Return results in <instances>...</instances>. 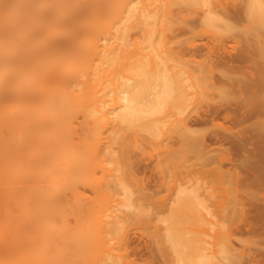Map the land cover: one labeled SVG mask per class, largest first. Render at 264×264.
Instances as JSON below:
<instances>
[{
    "label": "bare ground",
    "instance_id": "6f19581e",
    "mask_svg": "<svg viewBox=\"0 0 264 264\" xmlns=\"http://www.w3.org/2000/svg\"><path fill=\"white\" fill-rule=\"evenodd\" d=\"M200 1L116 4L115 20L121 23L113 27L110 0H0V264H131L122 252L127 224L154 223L164 209L169 217L163 237L176 264H190L197 250L207 258L228 244L216 211L201 194L202 172L210 165L214 175L227 174L223 177L233 184L243 180L245 185L254 170L249 176L253 181L248 180L264 187V0H239L240 5L229 0L236 2L233 6L226 0H205L201 17L191 19L181 12L169 22L171 5ZM244 17L254 22L242 23ZM196 18L221 40L176 49L124 37L118 45L113 39L115 33L126 32L128 19L144 22L147 30L160 25L179 32L193 29L188 21ZM119 47L130 55L132 73L123 80L119 120L160 137L168 155L185 154L183 164L173 162L169 178L162 175L166 179L161 184L175 191L172 198H155L142 182H137L140 194L119 197L126 179L114 178L104 164L111 154L114 111L109 98ZM193 150L202 161L197 162L200 156ZM188 151L196 156L188 158L189 164ZM65 160L78 162L72 176L97 192L72 230L59 223L64 183L60 164ZM96 164L103 168L100 176L82 174V166ZM241 167L246 175L239 174ZM191 168L200 169L196 174L203 183L190 174ZM116 201L126 208H117ZM147 203H154L151 209ZM210 224L217 227L210 242L214 248L208 251L204 233ZM23 230L28 235L24 241ZM250 259V264H259Z\"/></svg>",
    "mask_w": 264,
    "mask_h": 264
},
{
    "label": "rangeland",
    "instance_id": "374dc122",
    "mask_svg": "<svg viewBox=\"0 0 264 264\" xmlns=\"http://www.w3.org/2000/svg\"><path fill=\"white\" fill-rule=\"evenodd\" d=\"M110 0V8L112 10V25L113 27L120 24V21L115 20V14L114 9L116 7V4H120L122 7L127 6L129 2H137L140 4L143 0ZM227 2L229 0H226ZM236 4L240 2L239 0H235ZM243 1V0H242ZM184 3V4H183ZM231 3V4H230ZM233 1H229L228 4L230 6H233L235 4ZM176 4V5H174ZM171 5L170 9L172 11V15L169 18V22L174 21L175 19L180 18V13H185L187 17L191 18L192 16H196L198 18L202 15V10H204L206 6V1L201 0L199 3L193 4L188 2H182L180 4L174 3ZM188 4V5H187ZM192 4V5H191ZM233 4V5H232ZM235 4V5H236ZM240 5V3H239ZM178 6V7H177ZM182 8V9H181ZM180 9V10H178ZM183 10V11H182ZM198 15V16H197ZM178 16V17H177ZM175 18V19H174ZM195 18V17H193ZM196 18V19H197ZM173 19V20H172ZM192 19V18H191ZM189 20V23L193 24V29H186L183 31H173L168 28L164 29L160 25H156L151 28V30H147V26H144V22L128 19L127 20V30L124 33H115L113 35V39L118 45H120L123 37L126 41H133L135 39L140 40L141 42H147L154 44L156 46H162V44L166 45L165 43L170 44L169 47L173 46L174 48L178 47V45L182 47L189 46L191 43L195 42L194 44H202L205 40L208 43H211L216 40L214 31L212 30H206L210 27L206 26L204 24V21H200L201 19L197 20ZM249 19V20H248ZM247 20V21H246ZM251 20V21H250ZM254 19H250L247 17H244V20L242 23H253ZM182 24H185L182 22ZM211 29V28H210ZM178 32V33H176ZM219 33H217L216 36H218ZM221 35V34H219ZM224 38V35H221ZM219 36V37H221ZM213 38H215L213 40ZM222 38V37H221ZM217 38L216 41L221 40ZM229 38V37H228ZM227 39V38H226ZM230 39V38H229ZM203 40V41H202ZM210 40V41H209ZM212 40V41H211ZM224 40V39H223ZM202 41V42H201ZM230 44H238V42L233 41V39L228 40ZM199 42V43H198ZM240 43V42H239ZM212 44V43H211ZM229 44V43H228ZM163 45V46H164ZM192 45V44H191ZM187 46V47H188ZM172 47V48H173ZM189 48V47H188ZM188 48H185L184 51H187ZM184 49V48H183ZM202 58V57H200ZM130 55L125 51L121 50L119 47L116 52V65H115V76L116 80L112 84V89L110 91V105L112 108V132L109 140V146L111 149V154L107 157L106 161H104V164L107 165V167L110 170V173L114 178L123 177L126 179L127 182V188L126 190H118L117 195L119 197H124V195H138L141 192L138 190L137 182L145 185L144 191L147 193H151L155 198L158 199L164 197V195H170L167 198H170L171 196L175 195V191L173 187L166 186L165 184H161L164 179H166L162 175H165L167 177L168 172L171 170V165L173 162H177V164H183V161L186 159L185 154H183V157H181L180 153H177L180 155V157H175L172 155H168L166 153V148L163 145L160 137L151 136L146 130L139 126H133L128 125L127 123H122L118 116L117 111L120 109V105L122 102V95L125 91V85L123 83V80L127 77H131L132 73L130 72ZM250 119V118H249ZM254 118H251L249 121H251ZM260 119V118H259ZM81 118H78V121H76L77 127L79 128V121ZM248 122V121H247ZM207 124L205 125V129ZM208 130V129H206ZM192 151V150H191ZM191 151L187 152V159L191 156L192 159H195L194 157L197 156L198 152L196 153V156H194V152L191 153ZM176 154V155H177ZM186 155V156H187ZM199 155V154H198ZM242 153L238 154V157ZM169 156V157H168ZM200 156V155H199ZM263 157V156H262ZM262 157L259 159V161L262 162ZM172 158V159H170ZM181 158V159H180ZM184 158V159H183ZM203 157H196L197 162L202 161ZM178 160V161H176ZM190 159L187 160V164H189ZM258 161V162H259ZM264 161V158H263ZM196 162V163H197ZM186 163V161H185ZM184 163V164H185ZM230 163L226 162L225 166L228 168H231L229 165ZM260 165L263 163H259ZM258 165V166H260ZM208 169L203 170V181L196 172L199 170L194 171V168H191V173L199 178L200 183H203V189L201 188V194L204 196L203 199L207 203L208 207H210L215 213H217V224L219 227L223 230L225 233L224 235V241L228 242L226 245L224 244L219 250L210 253V256L207 258H202L200 256V251L197 250L194 252L190 264H237L239 261H243V264H250L251 261L249 259H253L252 261H255L258 259L259 264H264V196L263 191L264 187L260 186V183L258 181L252 182L253 185H251V181L248 179H253L250 177L252 176L253 171H244L241 173V169L239 174L243 176L242 174L246 175L245 173H250L248 176V179L244 180L248 182V186H246L245 182L243 185L241 181L238 180L236 182H239L246 187H236L238 190H234L231 188V185L235 186L238 183H232L233 179H231V185L228 183L230 180L228 177L226 179L229 180L225 181V177L221 175L220 172L219 175H214L210 169V165H208ZM223 165L222 168L226 169ZM178 167V165H177ZM182 167V166H180ZM178 167V168H180ZM235 167V166H234ZM231 169H235V168ZM79 168L78 162L68 161L65 160L60 164V171L63 172L64 175V183L62 186V200L60 202V211L61 216L59 223L61 222L63 226L66 228H75L77 225V218L81 213H84L85 205H87L92 198H94L97 194L96 189L90 185V183L85 182L82 179H74V176L72 174L75 173V171ZM238 168V167H237ZM236 168V169H237ZM248 169H253L252 166L247 167ZM174 169V168H173ZM210 169V172L208 173V170ZM82 174L87 175L90 171V173H93L94 176H100L103 173V168L96 164L91 169H89L86 166H82ZM183 170V169H182ZM189 170V172H190ZM215 170V169H214ZM238 170V169H237ZM173 171V170H172ZM181 171V168H180ZM207 172V174L205 173ZM200 172V173H201ZM215 172V171H214ZM182 173V171H181ZM199 173V174H200ZM217 173V174H218ZM189 174V175H190ZM192 174V176H193ZM181 176V174H177V176ZM227 175V174H226ZM225 175V176H226ZM178 176V177H179ZM191 176V175H190ZM219 176H222L221 178H224L225 180L220 182ZM229 176V175H228ZM244 178H247V177ZM250 176V177H249ZM183 175L181 178L183 179ZM230 177V176H229ZM169 178V177H167ZM180 178V177H179ZM185 178V177H184ZM242 177V179H244ZM142 179V181L140 180ZM163 179V180H162ZM198 180V181H199ZM253 181V180H252ZM142 182V183H141ZM225 182V183H224ZM250 182V185H249ZM258 182V183H257ZM261 182H264L263 180ZM163 183V182H162ZM227 183V184H226ZM255 184L258 185L254 186ZM264 185V184H263ZM202 186V184H201ZM232 186V187H233ZM235 188V187H234ZM204 191V192H202ZM163 195V196H162ZM171 197V198H172ZM117 208H126L123 204L118 203L116 201ZM152 204L150 203L148 205L144 204V206H149V208H152ZM114 206V208H116ZM143 206V207H144ZM147 209V208H146ZM155 209V208H153ZM118 210V209H115ZM156 210V209H155ZM154 210V211H155ZM165 210V211H164ZM163 211H160L157 213L158 217L161 218L155 219V224H157L156 228L158 227V232L156 235L159 236L155 238V233L153 232L154 229V223L152 222H139V221H133L127 224L126 230L128 231V237H127V247L126 249H122L123 257L130 261L131 264H176L177 258L176 256L170 251V245L168 244V241L163 237V233L165 231V225L168 223V211L167 209H164ZM215 224H210L208 227V231L204 233L205 238L208 240L207 243V250L210 251L214 247L210 243L213 239L212 234L214 233L216 229ZM230 230V234H229ZM191 233H195V226L191 225L190 228ZM162 234V236H161ZM24 235V236H22ZM22 238V239H21ZM28 238V235L24 233V230L20 234V239L24 241ZM24 239V240H23ZM240 253L247 255L239 254ZM255 255V256H254ZM249 256V257H248ZM250 259V260H251ZM81 258H76L73 261L80 262Z\"/></svg>",
    "mask_w": 264,
    "mask_h": 264
}]
</instances>
